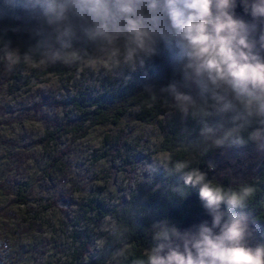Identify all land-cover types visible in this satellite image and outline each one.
Returning a JSON list of instances; mask_svg holds the SVG:
<instances>
[{
  "label": "rangeland",
  "instance_id": "rangeland-1",
  "mask_svg": "<svg viewBox=\"0 0 264 264\" xmlns=\"http://www.w3.org/2000/svg\"><path fill=\"white\" fill-rule=\"evenodd\" d=\"M129 18L139 38L116 14L45 31L49 39L56 32L63 39H84L95 36L96 28L108 29L106 44L92 59L24 60L20 81L15 78L18 56L15 52L4 55L7 66L0 69V264H72L74 251L79 249V243H73L77 235L90 237V250L81 264H92L108 236L114 234L115 221L107 218L100 227L90 222L77 227L84 211L90 210V202L97 198L109 208H120L138 186L153 184L166 171L169 157L161 151L160 128L156 122L142 124L133 115L118 126L95 127L85 134L78 130L57 141L50 138L59 133L60 125L70 123L77 128L80 113L69 103L74 98H93L130 86L137 79L147 80L158 70L163 54L182 46L184 51L190 49L163 25L153 30L154 25L144 22L145 10ZM192 64V77L177 91L187 97L180 100L181 111L195 108L205 87L220 85L197 57ZM131 111L139 113L137 107ZM120 136L127 141L122 159L105 157L110 146L107 139L115 141ZM259 160V151L231 155L225 159L226 173L232 182L246 181L257 173ZM26 188L31 189L27 196L34 211L43 212L42 206L56 201L57 206L41 214L36 225L30 223L34 213L27 215L18 204L20 197L9 195L13 189L18 193ZM62 199L69 201L68 208L59 206ZM94 216V212L88 215L95 220Z\"/></svg>",
  "mask_w": 264,
  "mask_h": 264
},
{
  "label": "trees",
  "instance_id": "trees-1",
  "mask_svg": "<svg viewBox=\"0 0 264 264\" xmlns=\"http://www.w3.org/2000/svg\"><path fill=\"white\" fill-rule=\"evenodd\" d=\"M93 18L78 9L77 0H69L63 18L46 14L37 0H0V69H6L7 60L3 58L7 52L18 56L15 75L18 81L22 80L24 60L40 63L60 56L92 59L106 44L108 29L96 28L95 36L84 39H63L58 32L49 39L45 31ZM183 47L163 54L158 70L152 71L147 80L137 79L130 86L93 98L81 96L71 100L69 103L80 113V123L77 128H72L70 123L68 127L60 125L59 133L50 136L57 141L78 130L85 134L95 127L118 126L128 115L142 124L156 122L162 134L161 151L169 157L166 171L156 177L153 184L138 186L120 208H109L95 198L90 202V210H85L78 222L77 227L85 222L100 227L107 218L115 221L114 234L108 236L105 248L92 264H149L152 244L165 227L169 212L198 188L205 197L236 201L237 206H229L230 211L237 215L253 214L264 236V96L253 103L241 102L229 90L228 83L218 81L219 86L211 85L202 90L195 108L181 111L177 91L192 77L196 57L191 49L184 51ZM133 107L139 109L138 114L131 111ZM254 131L260 132L256 140L251 138ZM216 140L223 143L217 145ZM107 141L110 146L105 157L122 159L127 141L121 136ZM256 151L260 153L257 173L246 181L232 182L230 173L225 170V159ZM53 170L54 165L48 171L49 177ZM14 190L8 192L9 195L20 197L17 202L27 215L34 213L32 225H36L41 214L57 206L53 201L42 206L43 212L34 211L27 196L31 189L18 193ZM91 212L95 213V220L88 217ZM89 240V236H76L73 243H79V249L74 251L72 264H81L90 250Z\"/></svg>",
  "mask_w": 264,
  "mask_h": 264
},
{
  "label": "clouds",
  "instance_id": "clouds-1",
  "mask_svg": "<svg viewBox=\"0 0 264 264\" xmlns=\"http://www.w3.org/2000/svg\"><path fill=\"white\" fill-rule=\"evenodd\" d=\"M37 2L44 6L46 14H56L57 18H63L68 11L69 0ZM77 7L93 17L116 14L138 38L140 32L129 17L132 13L140 16L141 10H145L147 19L144 22L154 25L153 30L163 25L171 35L182 39L213 81L243 85L245 89L256 88L264 94V61L250 51L258 24L236 18L234 11L236 7H243L253 21H259L264 18V0H243L242 4L238 0H163L162 3L161 0H77ZM259 40L264 43V33L259 35ZM128 58L131 59V53ZM176 98L187 99L181 95ZM259 137V131L251 134L253 140ZM215 143L219 145L223 141ZM205 198L214 210L223 202L222 198ZM225 199L230 207L237 206L236 201ZM220 223L221 214L217 212L215 225ZM245 231L246 225L236 219L225 223L220 235H214L211 228L205 227L192 247L188 246L191 242H185V252L172 249L166 257L153 255L151 264H264V246L252 249L240 243ZM156 238L167 241L169 235L161 231ZM166 247L171 245L162 243L155 251H163Z\"/></svg>",
  "mask_w": 264,
  "mask_h": 264
},
{
  "label": "water",
  "instance_id": "water-1",
  "mask_svg": "<svg viewBox=\"0 0 264 264\" xmlns=\"http://www.w3.org/2000/svg\"><path fill=\"white\" fill-rule=\"evenodd\" d=\"M162 2L163 0H161V3ZM238 2L242 4L243 0H238ZM234 11L236 18L244 19L249 24H258V30L254 34V47L250 51L251 55L264 61V43L259 40V35L264 33V18L259 21H253L251 16L245 13L243 7H236ZM217 14H219V10H217ZM228 87L241 102L253 103L264 96V94L256 88L249 87L245 89L243 85L238 86L230 83H228ZM201 191L202 189L198 188L169 212L167 223L162 230L168 233L169 240L156 239L152 244L153 255L166 257L172 249L185 252V242H191L188 246L192 247V243L199 238L203 228H211L214 235H220L223 225L233 219L239 220L246 225L245 234L240 241L241 244L252 249L264 246V236L255 223V216L253 214L246 213L237 215L231 212L226 200H223L219 209L214 210L212 207H209L208 200L204 195H201ZM59 206L61 208H68L69 201L67 199H62L59 202ZM217 212L221 214V223L219 226L215 225V216ZM162 243L170 244L171 247H166L163 251H155L160 248ZM192 251L193 254H195L194 248H192ZM149 264H151V262Z\"/></svg>",
  "mask_w": 264,
  "mask_h": 264
}]
</instances>
